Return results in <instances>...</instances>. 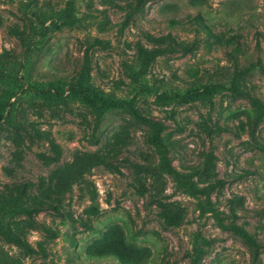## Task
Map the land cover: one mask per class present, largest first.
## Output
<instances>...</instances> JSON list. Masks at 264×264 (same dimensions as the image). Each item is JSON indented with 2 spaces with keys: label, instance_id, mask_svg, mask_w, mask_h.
I'll use <instances>...</instances> for the list:
<instances>
[{
  "label": "rangeland",
  "instance_id": "1",
  "mask_svg": "<svg viewBox=\"0 0 264 264\" xmlns=\"http://www.w3.org/2000/svg\"><path fill=\"white\" fill-rule=\"evenodd\" d=\"M0 264H264V0H0Z\"/></svg>",
  "mask_w": 264,
  "mask_h": 264
},
{
  "label": "trees",
  "instance_id": "2",
  "mask_svg": "<svg viewBox=\"0 0 264 264\" xmlns=\"http://www.w3.org/2000/svg\"><path fill=\"white\" fill-rule=\"evenodd\" d=\"M45 33H46V30H44L42 32V35H44ZM184 48L185 49H189V46H184ZM241 74H242V72L235 73L234 76H233V79H236ZM215 86L224 88V86L222 84H215ZM212 87H214V86L213 85H206V86L203 87L202 92L203 93H208V92H210V90L212 89ZM72 89L79 94V96L82 99V101H84L85 103H87L89 105L98 106L100 108L122 107V106H125V107H128L132 112H134V108H133L134 96L129 101H127V102H123V101L122 102L121 101H109V100H101V101H98V100H95V99L89 97V95L87 94L86 89L83 88L81 85H73L72 86ZM228 89L229 90H233V91H238V90H236V88L234 86H231ZM239 92L242 93L243 95H246L247 97H249L253 101L254 104L257 103V100L255 98L250 97L249 94H247L245 92H242V91H239ZM198 93H199L198 91L193 90V91H190V92L185 93L182 96H179V95H165V96L168 97V98L189 99V98L194 97ZM152 143L155 146L162 145V141L160 139V136H159L158 131H155L152 134ZM137 167L139 169H146V171L153 172L152 168H149V167H146V166H143V165H140V164H138ZM155 175H156V178H155L154 182H155V184H158L161 181V176L159 174H155ZM222 184H223V180H221V179H215V185L222 186ZM17 245L20 248H27V246L21 240H17ZM256 258H257L256 250L253 249L252 250V259L255 260Z\"/></svg>",
  "mask_w": 264,
  "mask_h": 264
}]
</instances>
